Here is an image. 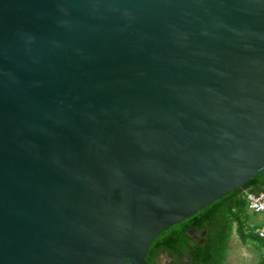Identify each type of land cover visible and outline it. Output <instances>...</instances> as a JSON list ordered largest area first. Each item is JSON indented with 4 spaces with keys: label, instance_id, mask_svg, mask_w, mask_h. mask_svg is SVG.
Masks as SVG:
<instances>
[{
    "label": "water",
    "instance_id": "1",
    "mask_svg": "<svg viewBox=\"0 0 264 264\" xmlns=\"http://www.w3.org/2000/svg\"><path fill=\"white\" fill-rule=\"evenodd\" d=\"M262 169L264 0H0V264H150Z\"/></svg>",
    "mask_w": 264,
    "mask_h": 264
},
{
    "label": "trees",
    "instance_id": "2",
    "mask_svg": "<svg viewBox=\"0 0 264 264\" xmlns=\"http://www.w3.org/2000/svg\"><path fill=\"white\" fill-rule=\"evenodd\" d=\"M262 190L264 169L247 180L241 189L229 192L164 230L155 239L145 259L150 264H225L233 232L244 240L257 241L259 249L264 250V238L255 235L254 228L248 224L250 214L245 197V191L259 193ZM190 228L196 230V237L188 233ZM257 264H264V252Z\"/></svg>",
    "mask_w": 264,
    "mask_h": 264
},
{
    "label": "crops",
    "instance_id": "3",
    "mask_svg": "<svg viewBox=\"0 0 264 264\" xmlns=\"http://www.w3.org/2000/svg\"><path fill=\"white\" fill-rule=\"evenodd\" d=\"M248 213L250 214L248 224L251 228H254L253 232L255 234V229L259 227L256 225L262 223L260 225L262 226L264 224V218L261 215L256 216V214H253L250 211H248ZM249 240L253 241L252 239ZM261 254L262 251L255 245L252 243H246V239L244 240L238 233L233 232L228 244L225 264H257Z\"/></svg>",
    "mask_w": 264,
    "mask_h": 264
},
{
    "label": "built area",
    "instance_id": "4",
    "mask_svg": "<svg viewBox=\"0 0 264 264\" xmlns=\"http://www.w3.org/2000/svg\"><path fill=\"white\" fill-rule=\"evenodd\" d=\"M247 210L264 216V190L259 193L245 191ZM257 236L264 238V224L255 229Z\"/></svg>",
    "mask_w": 264,
    "mask_h": 264
},
{
    "label": "rangeland",
    "instance_id": "5",
    "mask_svg": "<svg viewBox=\"0 0 264 264\" xmlns=\"http://www.w3.org/2000/svg\"><path fill=\"white\" fill-rule=\"evenodd\" d=\"M253 214H256V216H260V214L258 213H253ZM262 216V215H261ZM264 218V216H262ZM262 223H259L257 224L256 226H260ZM246 243H252L253 245H255L258 249H259V246L257 245V241L253 240H249V239H246ZM262 252H264V250L262 249Z\"/></svg>",
    "mask_w": 264,
    "mask_h": 264
}]
</instances>
